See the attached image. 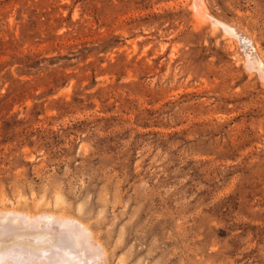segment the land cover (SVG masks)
<instances>
[{
  "label": "rangeland",
  "instance_id": "1",
  "mask_svg": "<svg viewBox=\"0 0 264 264\" xmlns=\"http://www.w3.org/2000/svg\"><path fill=\"white\" fill-rule=\"evenodd\" d=\"M13 210L71 264H264V0H0Z\"/></svg>",
  "mask_w": 264,
  "mask_h": 264
},
{
  "label": "bare ground",
  "instance_id": "2",
  "mask_svg": "<svg viewBox=\"0 0 264 264\" xmlns=\"http://www.w3.org/2000/svg\"><path fill=\"white\" fill-rule=\"evenodd\" d=\"M41 215L33 216L30 213L16 210L0 211V264H71L69 258H74L75 252L60 245L69 242L73 244L76 236L79 239L82 238L84 243L87 242L90 247L92 245L96 248L95 250L90 248L95 251L92 252L95 253V257L93 256L95 260L101 256L97 247L100 245H94L83 227L75 225L74 219L55 216V214ZM43 220L46 224H43ZM83 240L80 242L83 243ZM78 247L80 248V246ZM82 247L85 248L83 245ZM80 253L78 255L81 256L83 253ZM84 259L88 260L89 258ZM83 264H89V262ZM94 264H99V262Z\"/></svg>",
  "mask_w": 264,
  "mask_h": 264
}]
</instances>
